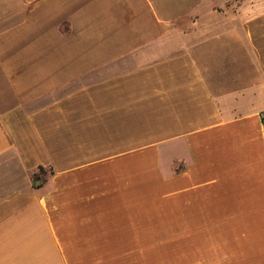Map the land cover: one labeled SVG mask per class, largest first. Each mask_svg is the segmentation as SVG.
<instances>
[{
    "label": "crops",
    "instance_id": "obj_1",
    "mask_svg": "<svg viewBox=\"0 0 264 264\" xmlns=\"http://www.w3.org/2000/svg\"><path fill=\"white\" fill-rule=\"evenodd\" d=\"M262 112L264 0H0V264H264Z\"/></svg>",
    "mask_w": 264,
    "mask_h": 264
},
{
    "label": "rangeland",
    "instance_id": "obj_2",
    "mask_svg": "<svg viewBox=\"0 0 264 264\" xmlns=\"http://www.w3.org/2000/svg\"><path fill=\"white\" fill-rule=\"evenodd\" d=\"M202 13H201V9L197 10V12L195 13V15H189V17H187L185 19V22H195V23H200L202 21Z\"/></svg>",
    "mask_w": 264,
    "mask_h": 264
},
{
    "label": "trees",
    "instance_id": "obj_3",
    "mask_svg": "<svg viewBox=\"0 0 264 264\" xmlns=\"http://www.w3.org/2000/svg\"><path fill=\"white\" fill-rule=\"evenodd\" d=\"M262 120H263V123H264V112H262ZM39 170H41V167H39ZM50 173H53L52 169H50Z\"/></svg>",
    "mask_w": 264,
    "mask_h": 264
},
{
    "label": "built area",
    "instance_id": "obj_4",
    "mask_svg": "<svg viewBox=\"0 0 264 264\" xmlns=\"http://www.w3.org/2000/svg\"><path fill=\"white\" fill-rule=\"evenodd\" d=\"M263 128H264V123H263Z\"/></svg>",
    "mask_w": 264,
    "mask_h": 264
},
{
    "label": "water",
    "instance_id": "obj_5",
    "mask_svg": "<svg viewBox=\"0 0 264 264\" xmlns=\"http://www.w3.org/2000/svg\"><path fill=\"white\" fill-rule=\"evenodd\" d=\"M39 181V180H38Z\"/></svg>",
    "mask_w": 264,
    "mask_h": 264
}]
</instances>
